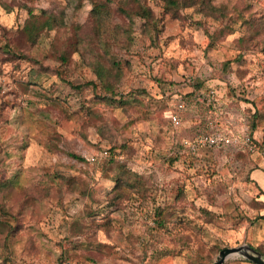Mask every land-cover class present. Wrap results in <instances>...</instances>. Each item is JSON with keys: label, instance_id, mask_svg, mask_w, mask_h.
<instances>
[{"label": "rangeland", "instance_id": "1", "mask_svg": "<svg viewBox=\"0 0 264 264\" xmlns=\"http://www.w3.org/2000/svg\"><path fill=\"white\" fill-rule=\"evenodd\" d=\"M147 4L157 30L134 17L123 45H103L123 70L111 93L81 54L68 67L42 55L77 26L88 36L91 0H0V178L21 225L0 264H214L242 246L264 257V0H213L220 19ZM42 10L67 25L32 46L22 30L42 32L30 15ZM5 43L29 59L10 60ZM212 128L234 144L194 150ZM112 160L127 166L118 177L142 176V195L112 200Z\"/></svg>", "mask_w": 264, "mask_h": 264}, {"label": "trees", "instance_id": "2", "mask_svg": "<svg viewBox=\"0 0 264 264\" xmlns=\"http://www.w3.org/2000/svg\"><path fill=\"white\" fill-rule=\"evenodd\" d=\"M164 3L163 11L164 14H169L173 18H179L180 13L184 9H190L199 7L200 12L206 16H210L214 19H220L222 17V9L212 4L213 0H160ZM140 5L141 10L131 11L126 8L123 0H91L92 10L90 11L88 36L82 35V26H77L75 31V37L69 41L62 43L54 42L52 49L49 52H43V59L49 55L55 60L60 62L62 67H68L71 62V56L73 53L81 54L86 60L87 64L94 71L101 84L105 89L111 93L117 87L116 84L119 79L123 76V70L119 62H110L103 49V45L121 46L123 45L122 38L131 33V24L134 21V17H139L147 22L149 28L157 30L158 21L154 15V12L149 5L147 0H135ZM30 15H37L40 23L43 26V31L37 34H33L28 31L27 28L22 30V33L26 36L29 45L39 44L40 40L45 33H50L55 30L64 28L67 24L63 17H58L53 14H49L42 10L39 14H35L30 11ZM123 18L129 20L130 23L126 24L122 20L116 19ZM250 25V24H249ZM250 27H253L250 25ZM4 55L9 56L10 60L18 59H29L22 56L21 53L16 52L10 44L5 43L2 48ZM86 51L90 56L87 59L83 53ZM37 64H42L41 61L32 59ZM54 73L59 75L60 69L54 70ZM198 90L202 87L197 86ZM203 89V88H202ZM209 91V90H208ZM201 92V91H200ZM196 92H193L195 95ZM203 94H196V99L202 97ZM211 96V92L209 93ZM133 98V96H131ZM134 99V98H133ZM198 101V100H197ZM129 105H133L132 101L129 100ZM172 124L171 120L169 119ZM114 152L115 150H111ZM73 158L83 161V159L75 154H70ZM115 165L116 175V186L113 192L112 200L120 201V199L126 198L129 193H137L142 195L145 192V182L139 174L130 172L126 177L120 178L118 175L122 174L127 166L121 164L116 160H112ZM61 181L63 178H59ZM55 181V180H54ZM66 184H75L74 181L67 179ZM14 182L10 179L0 178V212L3 216H0V245L6 248L10 241L19 233L20 225L18 216H15L11 212V206H8L10 202V191ZM14 223H12V221ZM260 219H264V216H260ZM254 249V248H253ZM260 252L259 248L254 249ZM263 256V254H261ZM2 257V254L0 255ZM245 262L252 263L245 259Z\"/></svg>", "mask_w": 264, "mask_h": 264}, {"label": "built area", "instance_id": "3", "mask_svg": "<svg viewBox=\"0 0 264 264\" xmlns=\"http://www.w3.org/2000/svg\"><path fill=\"white\" fill-rule=\"evenodd\" d=\"M214 94H215L214 92H211V95ZM200 98L201 97L197 98V100L199 101ZM184 109H185V104L181 103L178 106L177 112L175 114H171L170 120L175 127L181 124V114L183 113ZM217 122H218L217 119H215L214 123L216 124ZM248 142H250V139H248ZM230 144H234L232 138L228 137L225 134H222L218 130H213L212 128V132L210 134L198 135L192 144V148L194 150L205 147L222 148Z\"/></svg>", "mask_w": 264, "mask_h": 264}, {"label": "water", "instance_id": "4", "mask_svg": "<svg viewBox=\"0 0 264 264\" xmlns=\"http://www.w3.org/2000/svg\"><path fill=\"white\" fill-rule=\"evenodd\" d=\"M237 255L242 256L244 259L254 264H264V257L261 254L257 253L250 246L223 249L219 253V256L217 257L214 264H225L230 258H233Z\"/></svg>", "mask_w": 264, "mask_h": 264}]
</instances>
